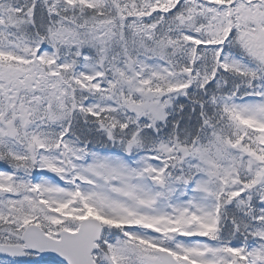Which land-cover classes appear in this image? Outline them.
I'll return each instance as SVG.
<instances>
[{
    "label": "snow or ice",
    "instance_id": "6c2138e0",
    "mask_svg": "<svg viewBox=\"0 0 264 264\" xmlns=\"http://www.w3.org/2000/svg\"><path fill=\"white\" fill-rule=\"evenodd\" d=\"M264 264V0H0V264Z\"/></svg>",
    "mask_w": 264,
    "mask_h": 264
},
{
    "label": "rangeland",
    "instance_id": "374dc122",
    "mask_svg": "<svg viewBox=\"0 0 264 264\" xmlns=\"http://www.w3.org/2000/svg\"><path fill=\"white\" fill-rule=\"evenodd\" d=\"M38 258V256H34V257H28V259L27 258H25V259H27V260H29V261H32L33 262V264H37L36 262L37 261H40V260H36ZM24 259V260H25ZM41 263H39V264H46V262L44 263V261H40Z\"/></svg>",
    "mask_w": 264,
    "mask_h": 264
},
{
    "label": "water",
    "instance_id": "95a60500",
    "mask_svg": "<svg viewBox=\"0 0 264 264\" xmlns=\"http://www.w3.org/2000/svg\"><path fill=\"white\" fill-rule=\"evenodd\" d=\"M41 257H43V256H41ZM43 258H46V257H43Z\"/></svg>",
    "mask_w": 264,
    "mask_h": 264
}]
</instances>
